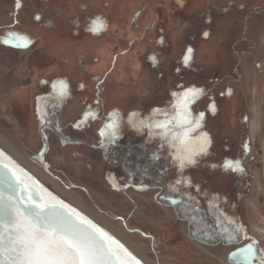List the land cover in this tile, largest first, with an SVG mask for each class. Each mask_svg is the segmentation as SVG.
<instances>
[{
    "label": "rangeland",
    "instance_id": "374dc122",
    "mask_svg": "<svg viewBox=\"0 0 264 264\" xmlns=\"http://www.w3.org/2000/svg\"><path fill=\"white\" fill-rule=\"evenodd\" d=\"M95 22L103 27L90 31ZM9 32L31 43L5 45ZM248 41L257 49L250 52ZM0 53V148L11 158L12 150L22 155L104 214L156 264H224L225 256L202 250L151 193L112 189L98 152L63 146L50 132L45 152L36 115L45 81L72 88L66 121L83 103L122 109L133 119L145 108L172 113L192 87L235 89L233 99L216 100L218 119L242 127L241 116L250 115L238 132L250 138L253 157L242 221L264 250V0H0ZM214 128L220 142L227 135L240 142L221 123Z\"/></svg>",
    "mask_w": 264,
    "mask_h": 264
},
{
    "label": "flooded vegetation",
    "instance_id": "af4514ba",
    "mask_svg": "<svg viewBox=\"0 0 264 264\" xmlns=\"http://www.w3.org/2000/svg\"><path fill=\"white\" fill-rule=\"evenodd\" d=\"M248 42L250 52L257 49L254 42ZM191 60L186 63L187 69L192 66ZM243 63L246 62L241 60V68ZM45 84L48 90L38 99L36 106L45 152L49 149L47 132L57 137L63 146L87 147L98 152L104 179L112 189L151 193L155 203L171 210L177 221L185 224L190 239L215 254L224 255L227 262L233 252L256 242L254 237L248 238L242 221L243 203L251 198L253 157L250 138L240 137L238 132L239 128L249 125L250 115L241 116L242 127L231 123L229 119H218L221 114L216 100L233 99L237 96L235 89L226 88L218 93L209 86L197 87L202 90V94L189 103L188 110L193 118L199 119L203 114V119L193 135L207 133L211 143L206 155L197 157L195 165L181 171L176 167L167 143L147 128L139 126L140 120L148 122L153 117L154 110L140 109L139 116L130 119L122 109L99 110L94 105L83 103L74 110L75 114L78 111L77 116L66 121L72 88L66 87L65 94L61 95L55 87L50 88L48 81ZM180 103L182 105V101ZM113 118L118 120L119 128L115 141L109 143L106 139L108 133L105 132V137L100 133ZM220 123L223 133H232L240 138V142L235 144L229 135L223 136L220 142L214 128ZM153 153L160 159L154 160ZM228 160L239 161L243 171L225 169L223 165ZM237 228L241 232L229 242L228 233H235Z\"/></svg>",
    "mask_w": 264,
    "mask_h": 264
},
{
    "label": "snow or ice",
    "instance_id": "6c2138e0",
    "mask_svg": "<svg viewBox=\"0 0 264 264\" xmlns=\"http://www.w3.org/2000/svg\"><path fill=\"white\" fill-rule=\"evenodd\" d=\"M102 27V22H95L90 31ZM3 43L23 48L31 41L9 32ZM184 60L188 63L189 57L185 56ZM57 91L65 94L63 81L59 82ZM201 94V89L189 88L178 97L172 113L156 109L148 122H138L140 127L147 128L167 143L181 171L195 165L197 157L206 155L211 143L207 133L193 135L200 127L203 114L199 119L193 118L188 105ZM118 128V120L113 118L100 135L105 137L107 132L106 139L112 143ZM153 159L160 157L153 153ZM223 167L243 171L239 161H225ZM17 168L19 166L10 167V161L0 151V264H141L104 227L54 195L23 168L19 171ZM240 232L237 228L235 233H228L229 242ZM232 260L235 264H264V250L256 242L249 243L234 252Z\"/></svg>",
    "mask_w": 264,
    "mask_h": 264
},
{
    "label": "bare ground",
    "instance_id": "6f19581e",
    "mask_svg": "<svg viewBox=\"0 0 264 264\" xmlns=\"http://www.w3.org/2000/svg\"><path fill=\"white\" fill-rule=\"evenodd\" d=\"M1 142L4 143L3 140L0 138V144H1V146H3ZM11 153L14 156L13 159L19 165H21L28 172H30L35 178H37L49 190H51L53 193L58 195L60 198L64 199L67 203H71L74 207H76L78 210L83 212L85 215H87L94 222H97L102 227H104L108 232H110L112 235H114L121 242H123L124 244H128V245H126V247H128L129 250L131 252H133L144 264H156L153 260L142 255L139 247L135 246L134 244L128 243L127 240L125 239V237L121 234V231L117 227H115L113 225L112 221L109 218H107L104 214L89 208L82 201V199L79 198V196H77L73 191L67 190L64 187H62L58 181L49 177L41 169H39V167H36V166L30 164L22 155H19L18 153L14 152L13 150ZM166 210H168L171 213V210H169V209H166ZM200 247L202 250H204L206 252L210 251L209 249H207L201 245H200ZM225 262H226V259H225ZM225 262H224V264H225Z\"/></svg>",
    "mask_w": 264,
    "mask_h": 264
},
{
    "label": "water",
    "instance_id": "95a60500",
    "mask_svg": "<svg viewBox=\"0 0 264 264\" xmlns=\"http://www.w3.org/2000/svg\"><path fill=\"white\" fill-rule=\"evenodd\" d=\"M0 151H3L1 148H0ZM5 153V157L10 161V167L12 166H19V168H23L21 165H19L13 158H11L5 151H3ZM19 168H17L16 170L19 171ZM29 175H31L33 178H35L30 172H28L25 168H23ZM36 180H38L37 178H35ZM39 181V180H38ZM40 182V181H39ZM41 183V182H40ZM42 184V183H41ZM45 186V185H44ZM46 187V186H45ZM47 188V187H46ZM48 189V188H47ZM49 190V189H48ZM51 191V190H49ZM52 192V191H51ZM53 193V192H52ZM54 195H56L55 193H53ZM58 196V195H57ZM66 202V201H65ZM110 233V232H109ZM111 234V233H110ZM119 240V239H118ZM121 242V241H120ZM122 243V242H121ZM126 247V246H125ZM127 248V247H126ZM128 249V248H127ZM129 250V249H128ZM240 250V249H239ZM239 250L235 251V252H238ZM130 251V250H129ZM131 252V251H130ZM138 260H140L133 252H131ZM234 253V252H233ZM232 253V254H233ZM232 254L229 256L228 258V263L229 264H235V262L232 260ZM141 261V260H140ZM141 264H144L142 261H141Z\"/></svg>",
    "mask_w": 264,
    "mask_h": 264
},
{
    "label": "crops",
    "instance_id": "0c3cea01",
    "mask_svg": "<svg viewBox=\"0 0 264 264\" xmlns=\"http://www.w3.org/2000/svg\"><path fill=\"white\" fill-rule=\"evenodd\" d=\"M0 57H1V53H0ZM0 67H2V65H1V63H0ZM7 79H8V82H9V84H11V80H10V77H7Z\"/></svg>",
    "mask_w": 264,
    "mask_h": 264
}]
</instances>
